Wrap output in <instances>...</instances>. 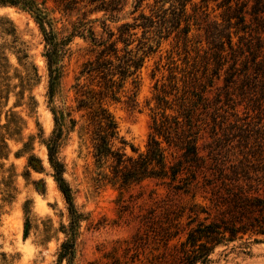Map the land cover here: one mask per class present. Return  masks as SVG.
<instances>
[{
    "label": "rangeland",
    "instance_id": "374dc122",
    "mask_svg": "<svg viewBox=\"0 0 264 264\" xmlns=\"http://www.w3.org/2000/svg\"><path fill=\"white\" fill-rule=\"evenodd\" d=\"M37 1L56 31L73 33L71 53L64 58V74L50 104L46 94L45 42L34 16L17 7L0 6V16L13 22L28 60L36 66L40 76L29 86L30 91H24L22 102L27 101L29 94L36 100L35 109L29 112L25 104L18 102L17 93L21 90L15 76L21 67L16 56L7 52L11 65L8 69L10 92L7 100L0 99V122L5 123L9 108L20 113L24 119L23 140L30 134L35 135L31 153L39 158L42 165L41 170L26 167L28 154L14 155L21 143L8 140L10 153L0 164V264H53L58 247L65 238L62 226L66 227L69 223L67 205L54 180L45 144L37 133L40 129L43 131L41 138L51 134L54 127L51 105L62 107L63 102L71 106L75 104L72 84L82 61L99 50L95 42L113 40L122 35L128 45L119 40L117 48L130 49L136 58H143L141 67L125 79L114 97L107 95L102 101L117 125L115 146L122 145L119 142L122 138L126 154L133 157L145 150L154 115H177L182 111V95L194 101L199 95L207 100L214 99L216 87L223 85L225 75L221 72L219 79L213 75L215 64L212 52L195 24L201 20L200 11L204 8L208 19L221 21L223 8L218 7L220 0H208L206 7L202 0H190L185 14L189 15L188 21L182 16L178 27L172 25L173 2L164 0H143L134 12V0H126L121 10L112 14L88 12L93 5L89 4V0H78L67 10L54 0ZM238 1L245 3L249 11L256 0ZM140 12L151 17L155 21L153 25L145 29L141 26L134 29L127 27L124 31L123 24L141 22L138 17ZM250 18L246 14V22ZM186 22L190 24L188 33L183 31ZM236 40L237 36H234L233 41ZM243 69L238 62L237 68L231 70L233 75L230 80L240 83L244 77ZM248 73L252 75V70L249 69ZM209 80H213L212 86L208 85ZM228 90L233 94L227 100L222 95L219 97L227 115L224 121L227 135L220 134L221 141L217 143L208 136L207 129H202L203 136L198 140L199 146L205 143L223 146V151L217 156L218 162L224 161L225 172L229 171L232 153L237 150L238 129L235 126L246 127L248 122L264 125L263 92L258 88L251 90L247 93L252 98L249 101L241 97V89L235 88L231 81ZM129 97L135 98L134 104ZM184 103L189 107L191 102L186 99ZM195 111L196 115L201 108L198 106ZM234 113L238 115V121L234 119ZM73 117L78 119L79 113L74 112ZM79 124L67 134L58 154L64 164L63 178L71 190L79 215L75 264H171L169 252L162 255L164 248L157 235L156 224L161 219L164 206L176 208L178 204L187 202L188 197L157 185L155 180H129L123 184L121 180H109V163L100 165L95 161L89 135L84 133L79 136ZM207 151L201 149L200 153L207 155ZM165 154L167 161L171 162L170 150H166ZM211 166L196 170L195 179L188 171L182 176L187 177L184 180H223ZM256 176L261 179L259 173ZM24 208L28 209L27 216ZM231 245L215 248L207 264H264V241L252 242L248 253L239 248L231 249Z\"/></svg>",
    "mask_w": 264,
    "mask_h": 264
},
{
    "label": "trees",
    "instance_id": "16d2710c",
    "mask_svg": "<svg viewBox=\"0 0 264 264\" xmlns=\"http://www.w3.org/2000/svg\"><path fill=\"white\" fill-rule=\"evenodd\" d=\"M54 1L62 4L64 10L71 9L78 2ZM125 1L89 0V4L93 5L88 12L112 14L121 10ZM142 1L134 0L133 12L141 6ZM166 1L173 2L172 25L178 27L182 16L188 21L189 15L185 14L186 4L190 0H164ZM202 1L206 7L208 0ZM0 6L17 7L34 16L45 42L43 56L48 75L46 94L47 101L51 104L64 74V58L71 53L73 33L62 34L56 31L37 0H0ZM218 7L223 8L221 21L208 19L204 8L200 11L201 20L195 24L202 31L212 52L215 64L213 75L219 79L221 72L225 73L223 85L216 87L212 100L199 95L198 100L194 101L191 97L182 95V111L177 115H154L145 150L136 157L126 154L122 138L119 140L122 145L115 146L118 138L117 125L102 103L107 95L114 97L125 79L135 74L143 62V58H136L132 50L117 48L119 40L128 45L122 35L113 40L95 42L100 47L99 50L82 61L72 84L73 106L66 105L65 102L62 107L50 106L54 127L47 138H41V129L37 137L45 144L54 180L69 214L68 225L62 226L65 238L58 247L53 264H75L76 259L79 215L71 190L63 178L64 164L58 154L67 134L79 123V136L84 133L89 135L95 161L100 165L109 163V180H121V184L129 180H155L157 185L166 186L188 197L187 202L178 204L176 208L164 206L161 219L156 224L157 235L164 248L162 255L169 252L171 264H207L218 246L227 247L232 243L231 249L239 248L248 253L252 242L264 241V125L248 122L246 127L235 126L238 129V144L235 146L236 152L232 153L228 172H225L224 161L218 162L217 156L223 151V146L217 145L221 141L220 134L225 135L227 130L224 122L227 115L224 114L226 111L219 97L222 95L227 100L233 94L228 90L229 81L234 83L235 88H240L241 97L249 101L252 98L247 93L251 90L258 88L264 94V0H256L249 11L246 4L238 0H220ZM246 14L251 16L249 22H246ZM138 17L141 22L134 25L123 24L124 31H127V27L149 28L155 22L143 12ZM185 25L183 31L188 33L190 24L186 22ZM234 36H237L236 41H233ZM0 39V99L7 100L9 97L8 69L11 65L7 52H10L16 56L21 67L15 76L21 90L17 93L18 102L25 104L29 112H32L36 100L29 94L27 101L22 102L24 91H30L29 86L37 82L40 76L36 66L28 60V54L13 22L5 16H0ZM238 62L244 68V77L240 83L235 79L230 80L233 75L231 70L237 68ZM249 69L252 70V75L248 73ZM208 85L212 86L213 80H209ZM186 99L191 102L189 107L184 103ZM129 100L132 104L135 103V98L129 97ZM198 106L201 111L195 115ZM74 112L79 113L78 119L73 117ZM202 114L205 116L202 117ZM5 117V123L0 122V164L10 153L8 140L14 139L21 143L14 155L19 157L28 154L26 167L41 170L39 158L31 153L35 135L30 134L23 140V117L11 108L7 110ZM237 117L234 113V119L238 121ZM202 129L208 130V136L217 142L215 145H198V140L203 136ZM201 149H207V155H202ZM166 150H170L171 162L166 159ZM207 160L210 162L209 166ZM211 164L223 180H184L187 177L184 178L182 173L188 171L192 179H195L196 170L210 168ZM256 173L260 174L261 179ZM24 213L27 216V208H24Z\"/></svg>",
    "mask_w": 264,
    "mask_h": 264
}]
</instances>
